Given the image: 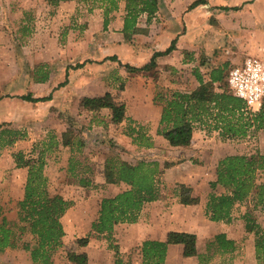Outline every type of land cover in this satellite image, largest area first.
Segmentation results:
<instances>
[{
    "label": "rangeland",
    "instance_id": "rangeland-1",
    "mask_svg": "<svg viewBox=\"0 0 264 264\" xmlns=\"http://www.w3.org/2000/svg\"><path fill=\"white\" fill-rule=\"evenodd\" d=\"M9 1H11L10 4H4L3 10L0 8V87L3 86L5 91H26L25 89L31 82L33 68L30 55L34 54L29 41L34 33H38L36 44L39 47V53L41 51L48 57L51 56L53 59L52 69L62 72L63 66H66L65 70L69 67L67 82L63 86L70 87L68 94L74 95V100L67 109L50 111L47 107L18 105L17 107L22 110L23 120L1 121L2 127L16 128L20 130L23 137L16 140L11 146L0 147V214L7 211L10 206L16 209L15 201L22 195L25 171L15 168L11 157L12 152L17 150H22L26 155L31 153L32 156H36L38 151H43L46 160L44 170L48 178L49 191L59 193L71 201V205L61 217L65 231L62 244L56 248L53 255L69 260L70 255L86 249L91 256V261L87 264H101L102 260L107 258L111 263L113 262L111 250L110 256L106 253L102 254L104 247L106 248V241L103 239L94 240V237L88 234L90 222L97 215L100 199L112 196L127 188L124 183L105 182L104 163L109 157L133 164L139 160L158 163L160 173L158 174L159 195L157 199L160 203L157 208L152 209L153 212L154 210L158 212V219L163 223L170 219L168 213L170 205L178 201V184L190 186L193 195L200 199L205 196L206 201L207 194L210 192L208 178L215 166L214 160L218 156L226 154L227 150L247 155L264 152V130L249 131L244 137L228 141L222 140L216 133L217 131H208L204 126L195 129L193 141L189 146H170L156 132L160 106L156 103L149 104L148 95L152 85L150 79L146 77H151L155 82L158 79L159 71L155 67L137 72L126 70L122 64L129 57H126L120 48L115 51L120 63L114 62L113 64L111 61L112 67L104 70L89 67L81 72L86 61L92 62L88 59L89 57H100L99 63L104 62L102 60L104 57L103 46L108 39L110 29H108L109 27L102 28V8L97 0H66L59 1L56 5L48 4L47 0H35L36 6L28 9L21 7L20 13L16 11V9H20L18 6L22 2L24 3L22 6H25L28 1L33 0ZM12 4L14 5L12 6ZM116 11L112 13V17ZM231 21V18H224L226 44L236 46L239 43L252 42L249 34L251 30L229 27ZM212 23L215 25L214 28L221 26L220 19H213ZM23 25L27 26L28 31L21 28ZM214 28L208 29L209 39L211 42L220 43L222 36L217 34ZM111 30L115 29L111 28ZM22 31H24L23 34ZM3 34L10 39V44L4 41ZM139 38V36L131 37L129 41L122 39L120 42L144 44ZM100 39L102 40L98 42ZM218 51L220 52V50ZM218 51H214V56L209 57V60L201 58L204 65L209 64L210 60H218ZM246 56L250 55L243 57ZM241 60L236 62L239 63ZM66 61L69 62L67 65ZM81 62H83L81 67L70 68ZM232 65H234L233 62L228 64L227 68ZM49 66L47 64V67ZM203 66L201 65L205 70ZM120 71L126 73L120 74ZM99 72L104 73L103 76L106 77V80L111 79V99L116 104L124 105L125 115L131 121L125 119L119 123L112 122L109 117L111 110L81 106L77 102L82 91L91 89L95 92L99 90L100 80L93 74ZM69 75L70 77H68ZM140 76L144 78H140ZM64 79L65 76L62 74L55 84L57 85ZM185 81L186 84L189 83L188 78ZM126 83L128 85L127 92H125ZM153 89L154 93L169 91L158 83H154ZM136 91L142 93L145 103L135 101L133 96ZM145 97L148 100H145ZM132 126H141L142 133L151 137L150 147L144 146V140L141 138L138 139V142L132 141V138L127 134L129 127ZM219 140L227 141L229 145L223 146ZM49 143H51V148L46 150ZM32 149L33 151H31ZM70 165L73 167L72 172L68 169ZM165 168H171V171L163 176ZM262 178L264 176L259 175L257 182H264ZM216 192H221V189L217 188ZM205 201L199 200L197 206L193 207L200 214L197 225L199 234L209 221L203 213ZM151 211L148 210L147 218ZM246 211L250 212L258 224L264 226V208H254L253 202L249 199L236 204L232 209V220L229 222L233 225V231L239 232L233 251L216 252L213 247L206 250L207 235H200L197 242L198 252L210 254L208 264H260L255 258L252 233L246 231L241 233V230H245L242 214ZM168 227L165 229L161 227L160 230H167ZM135 233L137 230L131 225H119L117 228L118 237H115L119 249L120 246L124 247L130 244L129 236ZM168 234L169 232L167 237ZM23 237L24 235L21 238L23 239ZM25 239L29 241L31 238ZM138 249L137 245L130 244L128 250L120 251L121 264H131L136 261Z\"/></svg>",
    "mask_w": 264,
    "mask_h": 264
},
{
    "label": "trees",
    "instance_id": "trees-1",
    "mask_svg": "<svg viewBox=\"0 0 264 264\" xmlns=\"http://www.w3.org/2000/svg\"><path fill=\"white\" fill-rule=\"evenodd\" d=\"M47 1L50 5H56L59 1L66 0ZM97 1L102 8L103 29H106L112 13L118 10L119 3H123L121 32L124 35L123 39L129 41L133 34L146 32V27L138 25V18L145 15V25H148L158 10L159 0ZM204 2L205 0H195L189 7ZM21 28L28 31L27 26L23 25ZM175 41L176 38H173L164 50L154 51L149 60L140 66H132L128 63H123L122 66L132 72L154 68L155 57L170 52L174 48ZM103 60L120 63L114 54L105 56ZM82 65L83 62L70 68H79ZM199 65L203 66L204 62L200 61ZM227 66V62L209 63L203 66L205 68L203 71L199 66L193 67L191 74L196 85L192 89L154 93L152 101L160 106L156 132L170 146H189L193 141L194 131L199 126H204L208 131H217L222 140L241 138L249 131L264 130V100L257 110H251L243 99L232 95L226 87ZM68 68L65 79L59 82L56 88L66 84ZM33 75L37 82L48 79V71L42 66H37ZM16 97L37 102L50 99V94L33 97L30 93H25ZM79 100L81 106L109 108L112 122L119 123L129 119L125 115L124 105L114 103L109 92L94 96L83 95ZM2 125L1 123L0 147L11 146L23 137L20 130L4 128ZM141 129V126L129 127L127 134L132 141L138 142L141 138L144 140L143 145L150 147L151 137L143 134ZM50 146L51 143L46 150H49ZM43 153L38 151L36 156H32L31 153L26 155L22 150L12 152L14 167L25 171L22 197L15 201L16 209L10 206L0 217V251L20 244L28 251L33 264L52 263V255L62 244V237L65 234L61 217L71 205V201L61 194L49 191ZM68 169L72 172L73 167L70 165ZM159 173L160 169L156 161L139 160L133 164L121 159L114 160L112 157L105 160V182L124 183L127 188L100 199L97 215L90 222L88 234L106 241L107 248L113 251L114 264L122 263L119 257V245L113 235L114 226L118 223L136 222L144 204L158 198ZM214 175V179L208 182L210 192L203 207V213L208 220L229 223L232 220L233 207L248 199L253 202L254 208H264V182H257L259 175H264V153L223 155L217 159ZM178 187L179 203L184 205L198 203L199 198L192 194L190 186L178 184ZM217 188H221L222 191L216 192ZM10 212H15L16 219L7 218L6 214ZM242 218L245 231L253 235L255 258L260 264H264V226L258 224L249 211L244 212ZM26 233L31 236L29 241L21 238ZM170 243L181 244L183 256L195 260V264H208L210 254L198 252L196 234L190 231H171L166 240H142L139 246L141 264H166L165 258ZM210 247L216 252H231L235 248V242L227 238L225 233L220 232L214 234L211 240H207L206 250ZM69 261L73 264H87V256L85 253H74L69 256Z\"/></svg>",
    "mask_w": 264,
    "mask_h": 264
},
{
    "label": "crops",
    "instance_id": "crops-1",
    "mask_svg": "<svg viewBox=\"0 0 264 264\" xmlns=\"http://www.w3.org/2000/svg\"><path fill=\"white\" fill-rule=\"evenodd\" d=\"M13 1L20 2L21 0ZM194 1L195 0H159L158 10L156 11L155 15L152 17L151 22L148 25H145V15H141L138 18V25L146 27V32L141 34L135 33L131 37L139 36V39H141L144 44H129L120 42V40L122 41L124 36L121 32L122 17L124 14L123 3H120L118 10L114 13V16L112 17V20H109L110 23H108L107 27H109L108 29H110V33L108 34V39L106 40L103 46V56L105 57L108 55H113L114 53V55H116V49L120 48L124 51L126 57H129L128 60H125V63H128L132 66H140L146 63L154 51L164 50L170 44V41L173 38H176L174 48L170 52L163 55H158L154 59L155 69L159 71L158 79L154 82L152 81L151 77H146L150 79V83L152 85L148 95L150 105L153 104L152 98L154 95V83H158L169 90L187 91L192 89L196 85V81L191 74V69L193 67L199 66V68L203 71V68L199 65L200 61H203L201 60V58H206V60H209V57L214 56V51L220 50V52L218 51L219 55L217 54L218 60H210V63L213 64H217L219 62H227L228 64L233 62L235 64L237 63L236 61L241 60L242 57L245 55H256V57L259 56L264 59V0H205L204 3H200L194 7H189L190 4ZM10 2L11 1L9 0H0L1 10H3L4 4L9 5ZM23 4V2L21 3V5L16 4L17 6L20 5L18 6L20 7V9H16L17 12H21V7H23L24 9H28L30 7L36 6V1H28L26 3L27 5L25 6H22ZM13 5L14 4H12V6ZM232 7H237V9H231ZM226 17L231 18L232 20L229 27L240 30H251L249 34L251 35L250 37L252 38V42H249L247 44L239 43L236 46L227 45L226 36L224 37V18ZM213 19H220L221 26L214 28L215 25L211 21ZM111 28H114L115 30L113 31L111 30ZM210 28H214V30L217 31L216 33L222 36V40L220 43L211 42V40L209 39L210 33L208 31V29ZM3 35V38L5 39L4 41H7L10 44V39L6 37L5 34ZM37 35L38 33H34L33 37L30 38L29 41L30 47L33 48L32 50L34 54L30 55V58L32 60L31 67L33 68L31 82L25 89L26 91H5L3 86L0 87V124L3 120H23V116L21 113L22 110L17 107L18 105H22L23 107L26 105H31L32 107H47L50 111L53 109L64 110L70 107V103H72L74 100V95L68 94L70 87L61 86L59 88H56L57 85L55 84L56 81L60 79L62 74L65 76L66 66H63L62 72L61 70L57 72L52 69L51 64L53 62V59L51 58V56L48 57L47 55H45L46 53H41V51L39 53V47H37L36 44L38 40ZM101 40L102 39L98 40V42H100ZM224 49L226 50L224 51ZM88 59L92 60V62L86 61L84 64V68L81 72H83L85 69H89V67H93L94 69L97 68V70H104L108 67H112L110 60H104V62L100 64V57L93 56L91 58L89 57ZM112 62L113 64L114 62L117 63V61ZM68 63L69 62L66 61V65ZM47 64L50 66L47 67ZM37 66H42L43 69H46L48 71V79L46 81L37 82L34 80L33 71ZM125 73L126 72L124 71H120V74ZM93 74L100 80L99 90L95 92L91 89L84 90L80 94V97L83 95H102L105 92L110 93L111 79L109 81L106 80V77L103 76V72ZM68 77H70V75ZM140 78L144 77L140 76ZM186 78H188V84H186ZM127 88L128 85L126 83L125 92H127ZM25 93H30L33 97L47 96L50 94V99L44 101L31 102L16 97V95ZM133 98L135 99V101L142 104L146 102L142 97V93L138 91L135 92ZM79 99L80 98H77V102L80 101ZM145 100L148 99H146L145 97ZM103 108L110 110L109 108ZM109 117H111V112ZM216 133L218 134V132ZM229 140L230 139H228V141ZM219 142L223 146L229 145L227 141L224 142L219 140ZM225 150H227V148H225ZM225 153L234 154L236 152L227 150ZM222 156L223 155H220L214 160L215 165L217 159ZM169 171H171V168H165L163 176H165L167 172L170 173ZM214 173L215 166L208 180L214 179ZM262 181H264V178H262ZM21 197L22 195H20V198ZM199 200L204 202L205 196L201 197V199L199 198ZM159 203V199L145 203L138 215V219L136 222L129 224H116L113 230L114 237H118L117 228L119 227V225L121 226L123 224H127L131 225V227L137 230V233L129 236V243L131 245H137L138 248L141 244V241L144 239L166 240L167 233L171 231L194 232L196 234L197 242L200 238V235L202 236L203 234H206L207 240H211L214 234L220 232L225 233L226 237L233 239L234 242L238 240L239 232H234L233 225L224 222H215L209 220L207 224H205L206 227H204V229L202 228V231L200 232L201 234H199V230H197V225L199 221L198 219H200V214L197 212V210H194L193 208L197 206V204L184 205L179 203L178 201L174 202L170 205V211H167L169 213L170 219L162 223L158 219V212L156 210H154L153 212L152 209L157 208ZM148 210L152 211L149 213V217L147 218L146 216H148ZM3 214L4 213L0 214V217ZM15 215V212H10L9 214H6L8 219H16ZM161 227H163L164 229L168 227V231L160 230ZM241 233H245V230H241ZM28 237L31 236L27 233L24 234L23 240H27L25 238ZM94 240L100 239L94 237ZM130 244L125 245L124 247L120 246L119 253L120 251L128 250ZM106 248L104 247V252L102 254L105 255L106 253V255L110 256L111 249ZM111 252L113 253L112 250ZM77 253H85L87 256V263L91 261V256L86 249H83L81 250V252ZM111 255L113 257L112 263L107 258L106 260H102L101 264H114V255ZM165 263L195 264V262L192 261L190 257L183 256L181 244L173 243L168 244ZM0 264H33V262L30 259L28 251L24 250L21 245H16L14 247H6L4 250L0 251ZM51 264L73 263L66 258L63 259L59 258L57 255H52ZM131 264H141L140 253H138L137 260L133 261Z\"/></svg>",
    "mask_w": 264,
    "mask_h": 264
},
{
    "label": "built area",
    "instance_id": "built-area-1",
    "mask_svg": "<svg viewBox=\"0 0 264 264\" xmlns=\"http://www.w3.org/2000/svg\"><path fill=\"white\" fill-rule=\"evenodd\" d=\"M225 81L232 95L243 99L251 110H257L264 97V60L244 57L228 68Z\"/></svg>",
    "mask_w": 264,
    "mask_h": 264
}]
</instances>
